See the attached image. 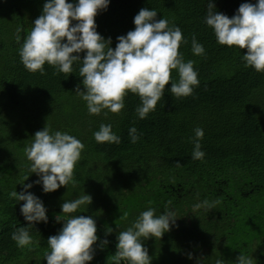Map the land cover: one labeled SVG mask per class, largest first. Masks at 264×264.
<instances>
[{
  "label": "trees",
  "instance_id": "1",
  "mask_svg": "<svg viewBox=\"0 0 264 264\" xmlns=\"http://www.w3.org/2000/svg\"><path fill=\"white\" fill-rule=\"evenodd\" d=\"M44 2L0 0V264H46L47 239L62 227L63 221L55 219L63 215L61 204L84 193L92 202L74 215L92 217L98 236L94 258L86 264H112L117 235L140 212L151 207L159 215L166 205L178 216L177 226L170 225L160 238L142 240L150 264H234L240 253L264 264V73L244 66L246 49L217 44L203 22L208 0H110L107 10L94 18L97 32L111 38L113 49L117 36L134 29L133 18L141 8L156 10L157 19L178 26L189 41L179 51L185 61L194 62L199 85L191 96L176 98L169 81L156 110L142 120L135 112L140 99L132 93L125 96L120 114L104 110L89 115L75 92L77 86L83 90L79 62L68 75L47 64L44 75L25 69L19 49ZM212 2L214 10L231 18L241 3L256 0ZM193 35L204 46V56L193 55ZM79 55L83 59L84 53ZM172 77L178 79L175 71ZM102 123L112 125L119 144L94 140ZM45 126L67 132L85 147L74 168L75 184L49 193L39 184L28 190L41 199L48 216L46 224L30 226L20 213L23 201L9 193L20 192L27 176L23 183L38 179L28 170L24 150ZM133 126L136 143L129 135ZM196 127L204 132L201 160L191 158L189 137ZM205 200L214 205L210 211H193ZM21 227L39 241L34 250L18 248L11 239ZM103 240L107 245L97 247Z\"/></svg>",
  "mask_w": 264,
  "mask_h": 264
},
{
  "label": "clouds",
  "instance_id": "2",
  "mask_svg": "<svg viewBox=\"0 0 264 264\" xmlns=\"http://www.w3.org/2000/svg\"><path fill=\"white\" fill-rule=\"evenodd\" d=\"M109 3L110 0H45L41 15L32 22L19 49L20 62L25 69L44 75L47 64L58 73L68 75L73 73L74 63L79 62L83 90L77 86L75 92L85 102L89 115L98 116L104 110L120 114L125 107V96L132 93L140 99L135 109L137 118L145 119L156 110L169 81L168 90L174 97L191 96L200 81L194 62L185 61L179 51L181 44L189 42L181 29L163 17L157 19L156 10L141 8L133 18L134 29L117 36L113 49L111 38L105 39L97 32L94 19L99 12L107 10ZM214 9L212 0H208L203 22L212 29L217 44L246 49L241 56L244 66L264 73V0L241 3L231 18ZM191 51L195 56L205 55V48L195 35L191 38ZM81 52L83 59L79 55ZM173 71L178 76L176 80L172 77ZM193 132L194 136L189 137L193 144L191 158L201 160L204 152L200 141L204 132L199 127ZM129 135L132 143L139 139L134 126L129 128ZM32 137L24 151L30 161L28 170L38 179L23 183L27 176L20 183L23 185L20 192L9 193L10 198L23 201L20 213L30 226L40 222L46 224L48 216L41 199L28 190L39 184L42 192L49 193L61 186L75 184L74 168L85 147L67 132L51 131L47 126ZM93 138L97 143L121 142L111 124H100L93 132ZM91 202V196L84 193L61 204L63 215H57L55 219L63 223L57 234L47 239L48 251L43 253L46 264H86L93 260L96 251L93 245L98 241L96 222L90 216L74 215L79 209H87ZM213 207L205 200L194 205L193 211L201 208L210 211ZM176 217L167 205L159 215L151 207L140 212L131 226L117 235L116 251L110 258L112 264H150L142 240L160 238L170 230V225L177 226ZM11 239L18 248L29 251L39 246V241L33 240L25 227L13 232ZM107 243L103 240L97 247L102 248ZM197 264H203V260ZM216 264L223 262L217 260ZM234 264H256V261L252 256L240 253Z\"/></svg>",
  "mask_w": 264,
  "mask_h": 264
}]
</instances>
